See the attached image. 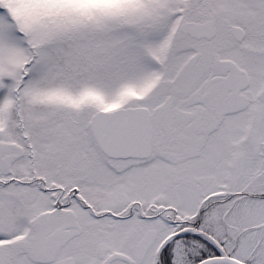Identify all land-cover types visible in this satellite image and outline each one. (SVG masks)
Listing matches in <instances>:
<instances>
[{
	"label": "snow or ice",
	"instance_id": "6c2138e0",
	"mask_svg": "<svg viewBox=\"0 0 264 264\" xmlns=\"http://www.w3.org/2000/svg\"><path fill=\"white\" fill-rule=\"evenodd\" d=\"M0 264H264V0H0Z\"/></svg>",
	"mask_w": 264,
	"mask_h": 264
}]
</instances>
